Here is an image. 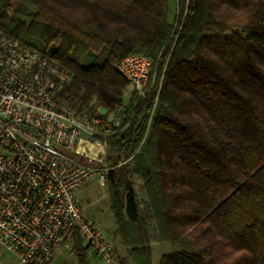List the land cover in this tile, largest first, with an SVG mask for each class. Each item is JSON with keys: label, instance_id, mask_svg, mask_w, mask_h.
I'll return each mask as SVG.
<instances>
[{"label": "trees", "instance_id": "trees-1", "mask_svg": "<svg viewBox=\"0 0 264 264\" xmlns=\"http://www.w3.org/2000/svg\"><path fill=\"white\" fill-rule=\"evenodd\" d=\"M168 3L0 0V28L71 74L60 101L130 118L108 135L105 162L115 233L134 264H151L152 232L191 246L158 264H264V0H175L178 32ZM129 54L150 58L149 80L162 81L125 102L116 65ZM72 242L88 264L76 231Z\"/></svg>", "mask_w": 264, "mask_h": 264}, {"label": "built area", "instance_id": "built-area-1", "mask_svg": "<svg viewBox=\"0 0 264 264\" xmlns=\"http://www.w3.org/2000/svg\"><path fill=\"white\" fill-rule=\"evenodd\" d=\"M116 69L128 98H144L154 86L143 54L124 56ZM70 79L0 28V246L16 264H48L60 246L73 253L72 231L89 253L112 260V243L79 192L89 181L105 184L106 139L130 118L69 107L57 93Z\"/></svg>", "mask_w": 264, "mask_h": 264}, {"label": "rangeland", "instance_id": "rangeland-1", "mask_svg": "<svg viewBox=\"0 0 264 264\" xmlns=\"http://www.w3.org/2000/svg\"><path fill=\"white\" fill-rule=\"evenodd\" d=\"M185 15V12L183 13V16L181 19L178 20L177 13H176V4L175 0H169L168 3V13H167V20L170 24H172L173 28L177 30V32L180 29L181 22L183 20V17ZM32 16V13L28 14L27 18L30 19ZM151 80L154 84L158 83L160 86V83L162 81V77L159 79L157 78V74L154 71L152 74ZM129 98L124 94V101L127 102ZM96 112L104 115L106 118L111 119L114 115L113 114H107L105 113L104 109L97 108ZM128 160V159H127ZM126 159L122 161V163L127 161ZM81 162L85 164H91V160L87 158H82L80 160ZM134 191L137 195V199L139 202L140 211L143 213L145 212V204L143 203V183L141 179L137 175H133L131 178ZM88 184L90 187H88V190L90 191L89 194H86V199L82 200L83 206H85L86 210L88 211L89 207L90 210H96V212L99 214L97 216L98 223L100 224V227L102 230L106 233V235L109 237L111 243L113 244V234L111 232H108L107 225H110V227H114L113 221L111 218V213L109 211V196L107 191V185L106 181L103 186H100L95 181H89ZM87 186V183L84 184ZM83 185V187H84ZM100 216L102 218H100ZM110 229V228H109ZM130 236H133L132 238L134 241H136V236H134L133 231H128ZM150 255H151V264H158L160 258L169 252H172L174 250L179 249H190L191 246L187 240H183L180 242H171L169 240L163 239L158 232H152L150 233ZM113 246V245H112ZM9 260V263L6 261ZM16 264L15 258L12 254H10L8 251L0 247V264Z\"/></svg>", "mask_w": 264, "mask_h": 264}, {"label": "crops", "instance_id": "crops-1", "mask_svg": "<svg viewBox=\"0 0 264 264\" xmlns=\"http://www.w3.org/2000/svg\"><path fill=\"white\" fill-rule=\"evenodd\" d=\"M88 187H90V185L87 182V186L84 185V187H82L80 189L79 196H80L81 201L86 199L85 195L89 194V192L91 191V190L90 191L88 190ZM90 188H92V187H90ZM88 212L98 222L97 216H99V214L96 212V210H90V207H89ZM100 218H102V217L100 216ZM113 225H114V223H113ZM99 226H100V224H99ZM107 227H108L107 228L108 232H111V234L114 235L113 236V244H112L113 248H112V252H111L112 260L106 261L99 256H96L94 254L89 253L87 250L86 254H87L88 264H134L129 253H128V251H127V249L121 243H119L118 237L116 236V233H115V226L112 228V227H110V225H107ZM15 261H16V259H15ZM6 262L9 263V260H7ZM48 264H76V259H75V256L73 255V253H70L67 248H65L64 246H60L56 249L53 257L51 258V260Z\"/></svg>", "mask_w": 264, "mask_h": 264}]
</instances>
